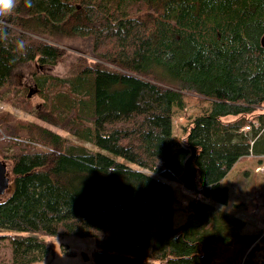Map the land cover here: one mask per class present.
Masks as SVG:
<instances>
[{"label":"trees","instance_id":"1","mask_svg":"<svg viewBox=\"0 0 264 264\" xmlns=\"http://www.w3.org/2000/svg\"><path fill=\"white\" fill-rule=\"evenodd\" d=\"M7 25L1 98L17 67L56 64L58 39H83L95 58L78 56L64 76L34 72L40 122L0 114L12 175L0 240L17 232L11 264L41 259L44 236L59 234L94 237L95 264H264V252L244 250L264 233H240L222 185L240 158L264 155V0H20ZM185 90L211 103L176 141ZM155 175L204 196L182 224L173 187Z\"/></svg>","mask_w":264,"mask_h":264},{"label":"rangeland","instance_id":"2","mask_svg":"<svg viewBox=\"0 0 264 264\" xmlns=\"http://www.w3.org/2000/svg\"><path fill=\"white\" fill-rule=\"evenodd\" d=\"M54 44L62 51V55L56 64L36 65L34 62H30L17 67L11 76L12 87L8 97H0V114L1 112H10L12 115L11 121L14 124L16 122L26 123L28 120L40 122L32 113H34V109L41 107L43 99L37 93H33L30 97L27 96L29 90H32L34 87L37 88L33 81L34 72L36 74L40 72L52 76H64L70 68V63L76 61L78 56H83L90 60L95 59L90 55L91 48H87L84 40L79 37L73 39H58L54 41ZM22 94L26 98V103H19L22 99ZM183 96L184 106L182 108L173 107L172 127L176 141H179V138L185 135L184 131L188 129L191 119L209 109L211 103L209 99L201 97L189 90L183 91ZM26 111H30L31 113ZM49 126L65 138L85 144L91 149H97L92 143L79 140L77 137L62 130L60 126L59 128L54 125ZM21 133L23 134L24 131H21ZM1 137L6 138L4 135H1ZM12 151L13 148L11 146L8 147V152ZM1 153L0 142V159L7 163L8 170L10 171V159L2 156ZM258 164L262 168L256 170ZM131 166L149 172L134 163ZM9 176L12 179V175L10 174ZM155 177L166 181L173 187L175 199L173 223L175 226L182 224L191 213V209L189 208L190 202L198 199L199 196H204L199 192L184 188L183 185L175 180H166L159 175H155ZM223 182L233 184L230 189L229 185L225 186L228 191L225 208L227 211H233L234 214L232 215L239 217L243 221L240 233L242 235H256L261 238L264 233V155L258 157H242L233 169L229 171ZM8 191L5 194L10 192ZM5 194L1 197L6 196ZM201 199L204 201L207 200L204 198ZM211 204L212 206L215 205L213 202ZM16 234L17 232L10 230H1V236L3 237L0 240V264H11V239ZM44 237L50 243L49 250L44 257L32 264H95L94 251L96 250V242L94 237L73 234H59ZM255 242L247 248L244 247V250L248 251L253 246L251 252L254 255L260 251L264 252V244L262 241L259 239L256 244ZM232 255V253H228L226 256L230 260ZM243 258L244 256L237 264H243ZM233 261L234 259L227 262V264H235ZM250 261L254 262V260Z\"/></svg>","mask_w":264,"mask_h":264},{"label":"clouds","instance_id":"3","mask_svg":"<svg viewBox=\"0 0 264 264\" xmlns=\"http://www.w3.org/2000/svg\"><path fill=\"white\" fill-rule=\"evenodd\" d=\"M25 7L32 6V0H23ZM20 0H0V40L7 39V18L11 17L17 10ZM16 47L23 50L25 45L22 40L16 42Z\"/></svg>","mask_w":264,"mask_h":264},{"label":"water","instance_id":"4","mask_svg":"<svg viewBox=\"0 0 264 264\" xmlns=\"http://www.w3.org/2000/svg\"><path fill=\"white\" fill-rule=\"evenodd\" d=\"M261 44L264 46V34L261 38ZM37 92V88L29 90L27 96L30 97L33 93ZM10 176L7 167V163L0 159V195L5 193L10 188Z\"/></svg>","mask_w":264,"mask_h":264},{"label":"crops","instance_id":"5","mask_svg":"<svg viewBox=\"0 0 264 264\" xmlns=\"http://www.w3.org/2000/svg\"><path fill=\"white\" fill-rule=\"evenodd\" d=\"M249 156H252V155H249ZM253 157H255V156H253ZM241 159V158H240ZM239 161V160H238ZM238 161H236L235 162V164L232 166V168L229 170V171H231L232 169H233V167L238 163ZM262 167L261 166H259V164L256 166V170H259V169H261ZM229 173V172H228ZM228 173H227V175H228ZM226 177V176H225ZM224 179L225 178H223V180H222V185L223 186H227V185H229V189L233 186V184H230V183H228V184H226V183H224L223 181H224ZM241 201V200H240Z\"/></svg>","mask_w":264,"mask_h":264},{"label":"built area","instance_id":"6","mask_svg":"<svg viewBox=\"0 0 264 264\" xmlns=\"http://www.w3.org/2000/svg\"><path fill=\"white\" fill-rule=\"evenodd\" d=\"M246 128H248V127L246 126Z\"/></svg>","mask_w":264,"mask_h":264}]
</instances>
